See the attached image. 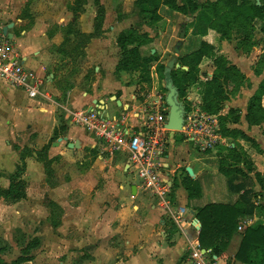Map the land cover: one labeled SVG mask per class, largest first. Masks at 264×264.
Segmentation results:
<instances>
[{"label":"crops","instance_id":"1","mask_svg":"<svg viewBox=\"0 0 264 264\" xmlns=\"http://www.w3.org/2000/svg\"><path fill=\"white\" fill-rule=\"evenodd\" d=\"M253 2L264 5L263 0ZM64 10L56 0H0V34L14 42L22 65L42 80L38 95L30 97L26 89L0 79V238L14 246L19 234H32L37 243L46 244L45 252L50 250L53 238H59L60 248L70 253L92 252V264H196L192 252L200 247L198 209L211 204L233 206L245 194L244 189L232 192L228 178L220 172V154L214 151L219 145L201 152L192 143L179 140V131L170 130L164 172L172 181V206L183 212V221L177 223L155 196L141 190L125 152L106 151L94 134L70 118L72 111L101 110L116 117L129 132L140 126L157 93L152 84L154 67L146 81L153 87L139 99L138 85L135 80L130 82L132 75L117 71L121 60L119 38L130 31L148 34L151 45L161 48L156 65L163 64L177 42L176 35L182 32L176 20L185 15L162 6V21L145 24L142 32L132 18H124L114 24L106 22L102 34L92 35L98 31L95 15L89 18L87 10L73 20L72 11ZM257 22L248 49L233 38L218 44L220 54L236 66L243 79L237 87L232 82L226 88L227 99L214 116L219 127L224 118L228 129L243 132L259 147L240 140L254 171L248 173L243 164L238 167L247 172L256 192L264 196V124L252 126L247 121L250 101L264 85L263 44L259 42L264 31L257 28ZM160 26L166 29L164 38L158 31ZM182 37L185 42L176 48L180 57L199 49L202 39H192V33H183ZM90 68H95L96 74L89 82ZM215 70L213 61L204 58L199 76L211 80ZM193 95L195 99L189 95V101H198L202 110L201 95ZM261 104L264 108V94ZM222 138L227 148L235 146L232 139ZM86 154L91 157L88 165L74 160ZM186 175L198 181L199 198L189 197L182 184ZM242 178L233 180L237 190ZM258 215L254 206L253 214L245 215L240 222L247 228L259 220ZM242 239L243 234L236 232L226 249L217 245L200 248L206 251L207 261L243 264L236 260Z\"/></svg>","mask_w":264,"mask_h":264},{"label":"trees","instance_id":"2","mask_svg":"<svg viewBox=\"0 0 264 264\" xmlns=\"http://www.w3.org/2000/svg\"><path fill=\"white\" fill-rule=\"evenodd\" d=\"M162 6L185 16L202 10L209 18V31L206 30L202 33L199 49L182 57V66L187 67L188 70H173L171 74L174 85L178 89L179 99L183 101L186 98L187 86L195 83L198 79L197 73L202 60L204 58L212 60L216 70L213 78L203 84L202 110L209 114L218 115L227 99L226 88L232 82L237 87L243 79L236 66L220 54L218 44L230 40L235 30L247 32L246 36L251 39L255 22L264 21V5H257L253 0H211L204 5H200L199 0H183L182 5L179 4L178 0H145L140 11L142 14H149L151 23L157 25L162 21V16L159 14V9ZM262 30L264 31V28ZM151 42L152 39L148 34H138L136 31L122 34L119 38L121 49L125 55H128L126 65L133 64L134 69H139L146 74L147 81L150 80L152 63H157L159 59L156 53L143 57L140 49ZM157 66L158 73L163 74L165 66L160 63ZM262 94H264V85L250 101L247 121L252 126L264 124V108L261 104ZM185 110L188 111V107L185 106ZM223 120L224 118L220 119L221 135L232 139L235 146L226 149L228 151L227 155H219V169L228 178L231 191L240 193V190L243 189L242 186L237 190L233 185V180L236 176L248 177L247 172H253L254 166L239 141L248 142L258 149L259 147L243 132L228 129ZM241 164L244 165L247 172L238 167ZM257 177L262 182L260 175H257ZM182 184L190 198L201 196V187L198 181L186 175L182 179ZM245 199V194H241L240 201L233 206L211 204L198 209L196 217L201 224L199 243L202 249H210L215 245L221 246L223 249L228 247L234 233L239 232L240 219L254 212V207L247 209ZM241 233L243 239L236 260L243 264H264V223L249 226ZM0 264H5L1 257Z\"/></svg>","mask_w":264,"mask_h":264},{"label":"built area","instance_id":"3","mask_svg":"<svg viewBox=\"0 0 264 264\" xmlns=\"http://www.w3.org/2000/svg\"><path fill=\"white\" fill-rule=\"evenodd\" d=\"M0 79L26 89L30 97H36L42 87V80L22 65L18 47L3 34H0ZM191 104L192 109L185 110L183 116V128L179 131L181 140L192 143L201 152L212 151L223 139L218 119L196 108L194 102ZM70 118L94 134L106 151L125 152L130 172L137 178L141 190L155 196L160 207L175 222L183 221V212L172 206V181L164 172V157L170 144L166 103L160 102L157 108L147 110L141 125L131 132L122 128L116 117L101 110L72 111ZM245 229V223L240 222L238 231ZM192 258L196 264H218L215 260L207 261V253L200 247L193 248Z\"/></svg>","mask_w":264,"mask_h":264},{"label":"rangeland","instance_id":"4","mask_svg":"<svg viewBox=\"0 0 264 264\" xmlns=\"http://www.w3.org/2000/svg\"><path fill=\"white\" fill-rule=\"evenodd\" d=\"M182 1L183 0H178L179 4L182 5ZM209 1L211 0H199V3L200 5H204ZM56 2L58 3L59 7L65 9L64 10L65 12L68 10H70V12L72 11L71 16L73 14V20L79 18L82 13H85L88 10V8H90L88 10L90 11L88 17L92 19V16L95 15L96 19L94 18L95 19L94 24L97 25V30H98L95 34L92 35L102 34L101 29L106 22L110 24H114L118 21L123 20L124 18H132V20L136 24V29L139 32L145 30L144 27L145 24L148 25L151 24V20H150L151 16L149 14H142L140 11V9L145 3V0H56ZM28 16L30 17L31 14H29ZM176 22L177 25L181 26L182 32L178 36L176 35L175 42L176 41L177 42L173 47H170V51L163 60L164 62L163 65L165 66V70H166L168 68L167 66L168 63L170 61H174L175 66L172 69V71L173 70L180 71L181 69L187 71L188 68L182 66V57L184 56L180 57V55H178L176 48H180L182 43L185 42L184 37H182L183 33H185V35H188V33L189 34L192 33L195 37V38L193 37L192 39H196V37L202 39V33L208 30L209 28V18L203 13L202 10H200L196 13L188 14L187 16L184 17L181 16L176 20ZM257 26L258 29L262 27L264 28V21H261L260 23L257 22ZM165 30L166 29L164 28V26L158 27V31H160L161 35L163 34V38H164ZM168 35H170L169 32ZM168 35L166 36V38H168ZM246 35L247 32L245 31L240 32L238 30H235L233 32L232 38L234 41L239 40L237 43L239 46L243 45V47L248 49V47H251L252 38L250 39V37ZM259 35L260 34H258L257 36ZM259 42L260 44L261 43L263 44L262 55L264 57V38H260ZM117 45L118 47L120 46L119 41ZM159 46H160L159 44H155L146 48L145 45L141 49L142 54L144 56H148V54L152 55L156 53L157 56L159 53L157 51H160L161 49V48L159 49ZM151 49H153V51ZM119 57H121V60L119 65L117 66V71L118 72L125 71L126 73L132 75V79L130 82L134 83L135 80L136 85H138L136 89L139 99H143L144 98L143 93H146L147 95L148 92L151 91L153 85L157 88V93L152 98V102L149 104V106H147L148 108L147 110L157 108L160 102L165 103V99L167 95V91L165 89V76L164 73L158 74L157 77L155 76L158 67L156 65V62L152 63L151 65L154 67L153 68L154 78H152V80L154 79V81H152L153 85H150V83H146L147 81L146 74L142 73L139 69H134L133 64L126 65L128 61V55L127 54L125 55L122 49ZM157 57L158 59L160 58V56ZM79 63H82V61H79ZM129 66L132 68H130ZM95 74H96L95 68H90L89 73L87 75L89 82L94 79ZM197 75H198L197 81L187 86L188 88L186 90V98L183 101L179 99V101L184 105V107L185 106L188 107L189 109L188 111L192 109V104L188 99L189 95L192 99H195L193 94H195V96L196 94L201 95V99H202L203 84L205 83L206 80L201 76H199L200 71L197 73ZM194 103L196 104V108H198L199 102L194 100ZM178 139L180 140L181 137L178 136ZM189 149L192 150L193 148L189 146ZM226 149H227L226 144L222 143L214 151L218 155L219 154L226 155ZM77 159L78 161L84 162V165H88L91 157L86 154L83 157L75 156L74 160L76 161ZM80 168H82L83 170L82 166H80ZM134 179L136 180V182H138L137 178L134 177ZM239 185H241L245 191V196H246L245 203H247V209H250L251 207L255 206V208H257L258 214H260L258 216L264 218V214H263L264 196L263 194L256 192L255 183L253 182V179L249 177L242 178ZM75 192L76 191H74V193ZM255 203L257 205H255ZM261 217L259 218L258 221H256L255 224L264 223V220L261 219ZM53 240L54 242L49 243L51 244L49 248L50 250L45 252L43 248L45 247L46 244L43 242L41 245L37 243L38 240L35 239L32 234L30 235L19 234V236H17V240L14 246H11L7 241L0 238V248H2L0 251V257L4 260L5 264H82L81 262H84L85 264H92L93 261L92 252L75 251L76 253H70L66 249L60 248L59 238H53ZM85 240L86 242H88L89 238L85 237ZM90 248L91 246L88 247V249ZM191 252H192L191 250L188 251V254H190Z\"/></svg>","mask_w":264,"mask_h":264},{"label":"water","instance_id":"5","mask_svg":"<svg viewBox=\"0 0 264 264\" xmlns=\"http://www.w3.org/2000/svg\"><path fill=\"white\" fill-rule=\"evenodd\" d=\"M3 33L7 34V29H4ZM167 66L168 68L164 72L165 89L167 90L165 102L168 106V118H167L166 126L169 130L181 131L183 128V122H184L183 116L185 114V107L179 101L178 89L174 85V81L172 79L171 73H172V69L175 66V62L170 61ZM119 105H121L120 102Z\"/></svg>","mask_w":264,"mask_h":264}]
</instances>
